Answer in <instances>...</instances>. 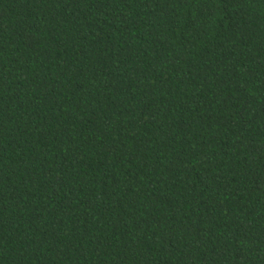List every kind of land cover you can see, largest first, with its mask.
I'll use <instances>...</instances> for the list:
<instances>
[{"label":"trees","instance_id":"trees-1","mask_svg":"<svg viewBox=\"0 0 264 264\" xmlns=\"http://www.w3.org/2000/svg\"><path fill=\"white\" fill-rule=\"evenodd\" d=\"M0 264H264V0H0Z\"/></svg>","mask_w":264,"mask_h":264}]
</instances>
